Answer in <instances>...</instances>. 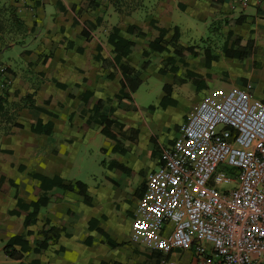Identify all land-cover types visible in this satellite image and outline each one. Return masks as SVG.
I'll use <instances>...</instances> for the list:
<instances>
[{"label": "crops", "instance_id": "crops-1", "mask_svg": "<svg viewBox=\"0 0 264 264\" xmlns=\"http://www.w3.org/2000/svg\"><path fill=\"white\" fill-rule=\"evenodd\" d=\"M82 1L39 0L35 5L31 0H0V6L10 8L18 17L13 19L7 11L0 13V66H5L9 72L7 88L0 93V173L17 185L18 198L29 203L36 199L33 186L39 182L21 174L19 165H31L45 176L57 175L65 181H82L69 177L76 160L74 156L82 142L104 136L107 142L100 151L110 153V158L100 161L104 170L102 174L92 173L87 177V183L82 181L87 185L90 204L75 192H65L64 201L42 207L36 221L27 227L23 213L18 218L10 216V211L16 207V198L0 190V264H147L149 243L137 225L135 211L141 197L136 193L155 168L160 148L175 140L180 132L181 121H174L171 113L186 100L184 92L179 91L185 82L173 83V73H159L163 67L161 57L155 55L150 60L149 66L140 74V85L130 93L131 102L114 110L121 123L137 131L136 142L125 141L124 147L129 151L124 155L113 152L115 142L101 133L99 125L79 130L90 113L85 111L78 95L90 90L95 92V96L102 97L104 94H117L121 88L122 74L114 64V53L107 44L114 27L119 29L120 36L139 43L141 48L146 47L142 46V39L147 45L159 35V28L166 29L164 39L169 41L174 27H177V42L197 44L200 52L210 47L222 53L225 47L233 45L232 40L236 36L251 39V57L240 61L221 54L217 61L212 62L211 70L217 73L219 65L226 66L227 77H223L226 80L219 86V93L224 94L234 85L251 83L253 96L264 102V5H259L256 0H248L245 7L237 9L229 0H147L146 3L145 0H129L127 7L123 6L122 0H102L93 1L96 6L80 8ZM141 7L145 13L139 17L136 10ZM113 11L118 13L119 20H113ZM180 14L203 22L204 29L199 31L201 36L198 40L186 37L182 41ZM98 16L101 20L97 24ZM238 17L243 21L237 23ZM88 22L96 24V27L89 31L87 39L81 40V32ZM131 24L140 27L144 35L129 34L127 27ZM13 49H19V58L16 54H6ZM98 55L111 61V66L103 68ZM144 59L127 55L122 62L138 68ZM193 60L199 61V67L191 70L206 76L207 70L200 57L187 58L185 63ZM176 63L181 67V62ZM154 67L157 71L152 72ZM111 70L114 71L113 78L97 77ZM152 75L161 79V90L157 92L156 101L145 108L135 94L145 78ZM166 83L172 86L171 97L176 100V105L161 108L159 103ZM212 83L206 81L207 88L201 94L193 85L194 100H186V108L179 109L184 116L190 115L199 101L210 94ZM75 84L79 86L77 95L71 97ZM39 119L43 123L52 122L50 134L31 130ZM50 147L52 150L46 151ZM112 160L128 167L134 175L122 177L117 184L118 174L108 168ZM90 219L97 220L98 227L118 245L112 247L101 242L98 230L89 228ZM63 224L68 235L61 232L49 241L43 252L32 251L42 238V229ZM27 230L31 233L27 234ZM14 235H23L30 248L20 259H11L4 251V245ZM88 237L94 240L91 244L86 243Z\"/></svg>", "mask_w": 264, "mask_h": 264}, {"label": "built area", "instance_id": "built-area-1", "mask_svg": "<svg viewBox=\"0 0 264 264\" xmlns=\"http://www.w3.org/2000/svg\"><path fill=\"white\" fill-rule=\"evenodd\" d=\"M229 1L233 8L248 4ZM8 83L0 66V93ZM135 212L140 234L155 238L161 253L194 247L212 262L207 241L213 264H264V102L251 83L199 101L177 138L160 148Z\"/></svg>", "mask_w": 264, "mask_h": 264}, {"label": "trees", "instance_id": "trees-1", "mask_svg": "<svg viewBox=\"0 0 264 264\" xmlns=\"http://www.w3.org/2000/svg\"><path fill=\"white\" fill-rule=\"evenodd\" d=\"M35 5L39 3V0H31ZM97 3L92 0H83L81 2L80 8H85L86 6H96ZM7 11L13 19H18V17L13 14V11L10 8H5L0 6V13ZM101 20V16L97 17L96 23L98 24ZM242 17L236 19L237 23L242 22ZM154 23V22H153ZM96 24L88 22L86 27L81 32V40H85L89 37V31L94 29ZM127 32L134 36L144 35L140 27L137 25L131 24L127 27ZM166 29L159 28V35L153 40L149 41L145 48H141L139 43L124 38L119 35V29L114 27L111 33L108 36L107 44L112 53H114V64L117 65L119 71L122 74L121 88L117 94H104L102 97L95 96L94 91L86 90L78 95L79 99L84 103L85 111L89 112L87 120L80 126L79 130L87 129L93 124H97L101 127V133L106 137L112 139L115 142L113 147V152L124 155L129 151L128 147H124L126 140L132 142L137 141V131L126 124L121 123L117 117L114 115V110L117 107L122 106L125 103L131 102L130 93L134 92L141 83L140 74L142 70L146 69L150 60L159 56L163 60V67L159 69V73L171 72L174 75L173 83L181 84L187 81H190L194 86L197 92H200L203 89L207 88L206 81L218 77V73L211 70V64L213 61H217L221 54L229 58H236L240 61H244L251 57L253 52V40L251 39H242L240 37H234L232 40L231 47H225L221 52L206 47L200 52V47L197 44H187L183 45L177 42L178 39V28L174 27L173 36L169 41L164 39ZM232 36V33L229 34ZM72 44V43H71ZM81 51V48H78ZM127 55H131L137 59L145 58L142 60L139 67L136 68L131 66L127 62H122V59ZM200 57L201 61L205 65L207 70L206 76L199 74L196 71L191 69L183 70L176 62L179 61L182 64L186 65L185 59L187 58H196ZM97 58L102 62L103 68L111 66V61L97 56ZM113 66V65H112ZM115 67V66H114ZM103 78H113L114 71L111 70L109 73L104 74ZM88 83L89 80H86ZM63 87V85L58 84ZM78 84H75L70 92L71 97H75L78 91ZM128 89V91L126 90ZM164 96L162 97L159 105L161 108H165L168 105L175 106L176 100L171 97L172 86L171 84L163 85ZM153 108V106H150ZM52 122L48 121L43 123L42 120H37L35 124L32 125L31 130L36 133L50 134L52 130ZM108 168L114 169L118 174L119 184L120 180L124 176H133L134 172L128 167L124 166L122 163H119L115 160H112L108 163ZM18 170L23 175L31 176L33 179L37 180L39 183L33 186V194L36 196V199L27 203L17 196V185L10 179L6 178L4 173H0V190L8 192L12 197L16 198V207L10 211L11 218H18L20 214H24V225L27 227L34 223L37 218V214L40 209L46 206L49 203L56 201H64L65 192H75L83 196L87 204L91 203V198L88 193L87 185L79 180L76 181H65L60 176H45L38 173L34 168L27 165H19ZM145 188V183L142 186L141 190L136 193L137 197H142ZM54 189L61 190L62 192L55 191ZM69 215H72V212L69 211ZM89 228H96L100 233L99 240L103 243L108 244L109 246L115 247L118 244L109 238V236L98 227V221L95 219L89 220ZM61 232H65L67 235L69 232L64 227V224L61 227L51 226L47 229H42L40 231L41 239L37 242V245L32 249L35 253L43 252L50 240H54L59 236ZM27 234H30L31 231L27 230ZM93 238L88 237L86 239L87 244L93 242ZM27 241L23 238V235H14L12 236L4 245L5 254L11 259H20L23 256V253L29 251ZM161 252L154 251L148 256V259L152 257L156 258L155 264H158L161 257ZM106 264V263H101Z\"/></svg>", "mask_w": 264, "mask_h": 264}, {"label": "rangeland", "instance_id": "rangeland-1", "mask_svg": "<svg viewBox=\"0 0 264 264\" xmlns=\"http://www.w3.org/2000/svg\"><path fill=\"white\" fill-rule=\"evenodd\" d=\"M123 1V6H129L128 1L129 0H122ZM147 2V0H145V3ZM126 6V7H127ZM238 8V7H237ZM236 8V9H237ZM139 11L138 14L139 17L143 16L145 13L144 8L141 7V9L136 10ZM236 12L238 10H235ZM135 12V11H133ZM113 20L115 19L116 21L119 20V15L117 12L113 11ZM179 17L181 18L182 22H183V36H182V41L184 39H186V37H189V39H191L192 41H196L199 39V37L201 36L200 34V30H203V22L199 21V20H193L191 18H185L184 16H182L181 14L179 15ZM132 18V17H130ZM142 21V19H139ZM201 27V29L199 28ZM142 46H146V41L144 39H142ZM17 53H19V49H13L10 51H7L6 54H12L13 56L15 55L17 58H19L17 56ZM11 56V55H10ZM6 58V57H5ZM147 57H145L146 59ZM18 60V59H17ZM182 68L184 69H197L199 67V61L198 60H193L190 62H187L186 65L184 64H180ZM22 69H24L21 66ZM218 77H216L215 79H211L209 81H213L214 83H212L211 86V92L210 94H207L205 96H221V92L219 93V86L223 85V80L225 78L223 77H227V70H226V66L224 65H219L218 66ZM152 72H155V70L157 71V68L154 67V69H152ZM226 80V79H225ZM161 84V79L155 75L152 76H147L145 78V82L144 84H142L139 89L137 90L136 94H135V98L137 99V101L144 105L143 107L147 108V106L151 103H154L156 101L157 98V92H160L161 88L160 85ZM194 88L193 84L190 81L185 82L180 88L179 91L180 93L184 92V94L186 95V100L187 101H193L194 100V92H192V89ZM209 89V88H208ZM201 94V93H200ZM204 96V97H205ZM190 97V98H189ZM201 97V96H200ZM183 100L182 106L179 108H174L171 116L173 118L174 121L179 120L181 121V126L184 124L187 116L183 115V112L179 109H185L186 105H187V101ZM78 131V130H77ZM106 138L104 136H100V137H96L93 138L91 140H89L88 142H82V144L80 145V147L78 148V151L76 152L74 158H76L75 162H74V166L71 169V171L69 172L70 176L69 177H76L84 182H88L89 180H87L90 174H94V175H101L104 170L102 165L100 164V161H102L104 158H106V160L108 158H110V153H104L100 151V147L102 145H104L106 143ZM77 148V147H76ZM52 150V148L50 147L49 150L46 151H50ZM52 152V151H51ZM51 152H48L49 155H51ZM30 167L34 168L33 166L30 165ZM35 169V168H34ZM154 170V169H153ZM227 173L232 175V173L234 172V169H226ZM106 174V172L104 173ZM146 182V181H145ZM231 186H233V184H228V185H221L220 188L221 189H227L230 188ZM172 229V225H169L166 228V233L168 231H170ZM153 238V237H152ZM151 240H156L155 238H153ZM151 240H147L149 243V247H147L149 249V252L151 254L152 251H158V249H156L154 242ZM204 249H205V254L206 255H210L213 257L212 262H208L205 263L204 260V256L198 254V252L196 251V249L193 248H189V249H185V250H173V249H169L166 252L162 251V255H161V259H164L166 264H213L216 259L214 258V256L212 255L211 249H212V244L210 242H204ZM160 259V260H161ZM156 261L155 257H152L151 259H147V264H151L153 262Z\"/></svg>", "mask_w": 264, "mask_h": 264}]
</instances>
